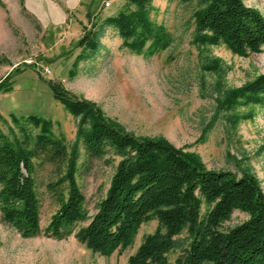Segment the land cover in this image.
<instances>
[{
  "label": "rangeland",
  "instance_id": "obj_1",
  "mask_svg": "<svg viewBox=\"0 0 264 264\" xmlns=\"http://www.w3.org/2000/svg\"><path fill=\"white\" fill-rule=\"evenodd\" d=\"M264 18V0H242ZM125 0H0V132L9 139L29 140L40 133L33 119L48 123L47 132L71 153L76 146V185L91 217L109 188L118 157L88 159L76 137L79 118L53 97L50 84L78 101L89 103L110 125L136 138H162L182 153L195 155L207 171L252 176L264 197V107L237 109L244 113L233 125L218 119L210 88L219 81L223 92L238 89L264 74V48L247 56L233 54L224 44L197 49L192 44L191 11L179 0H151L149 20L162 27L169 44L149 52L124 46L108 27L92 58L79 56V41L108 17L129 11ZM205 58L218 63L201 68ZM68 164L47 163L36 170L39 234L23 237L0 215V264H127L156 220L142 224L131 245L108 256L93 253L76 234L87 222L51 237L47 228L66 200ZM246 215L234 212L225 227ZM184 235L181 238L184 239ZM177 256L170 255L172 263Z\"/></svg>",
  "mask_w": 264,
  "mask_h": 264
},
{
  "label": "trees",
  "instance_id": "obj_2",
  "mask_svg": "<svg viewBox=\"0 0 264 264\" xmlns=\"http://www.w3.org/2000/svg\"><path fill=\"white\" fill-rule=\"evenodd\" d=\"M129 11L94 25L79 41L84 59L99 49V39L108 27L115 28L129 50L149 52L169 44L162 27L147 15L151 0H125ZM191 11L192 44L197 49L224 44L233 54L247 56L264 48V18L242 0H179ZM218 63L205 58L201 68L212 70ZM0 85L1 87H3ZM5 86V85H4ZM215 105L211 119L234 125L247 106L264 107V74L250 83L223 92L218 80L210 86ZM53 97L75 118L76 137L88 159L108 153L118 157L109 188L87 216L84 197L74 171L76 146L71 153L61 140L47 132L48 123L35 118L41 130L34 141L9 139L0 132V215L23 237L39 234V204L36 170L47 163L68 164L66 200L52 216L47 232L59 237L77 223L87 225L76 234L93 253L108 256L131 245L139 227L156 220L153 233L145 236L127 264H264V197L252 176L205 170L195 155L182 153L162 138H136L106 122L91 104L78 101L59 86L50 84ZM246 220L225 227L234 212ZM184 235V239L181 236ZM170 262V255L176 254Z\"/></svg>",
  "mask_w": 264,
  "mask_h": 264
}]
</instances>
